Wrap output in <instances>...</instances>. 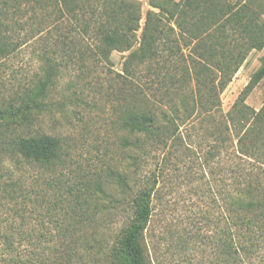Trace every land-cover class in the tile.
Wrapping results in <instances>:
<instances>
[{
	"label": "trees",
	"instance_id": "1",
	"mask_svg": "<svg viewBox=\"0 0 264 264\" xmlns=\"http://www.w3.org/2000/svg\"><path fill=\"white\" fill-rule=\"evenodd\" d=\"M148 1L150 9L142 25L138 0H36V4L41 3L42 9L51 7L56 24L53 30L65 29L57 35L56 45L72 63L80 64L81 72L88 68L87 61L107 64L113 51L126 52L112 87L114 115L119 128L127 133L122 143L139 152L147 145L166 146L168 140L176 143L180 127L196 122L203 130L215 132L221 142H228L230 161L221 169L222 179L227 181L222 189V223L212 238L213 264H264V102L257 110L244 102L264 76V55L226 113H222L219 99L248 53L264 46V17L260 15H264V2ZM43 26L40 23L35 33L45 30ZM4 29L0 20V57L13 51ZM43 50L45 72L23 94L22 108H0V124L12 120L24 126L45 107L44 98L60 69L52 51ZM144 71L152 72L153 78L146 74L148 79L143 80ZM1 141L3 149L10 151H0L7 155L0 161V215L2 207L6 214L0 216V264L80 261L75 237L43 234L39 227L34 230L28 224V213L44 208L57 219L66 213L61 204H74L75 199L67 193L58 194L59 189L51 193L41 188L32 194L15 172L22 163L56 171L62 162L60 140L42 132L4 135ZM217 147L207 151L205 163L217 158ZM108 175L121 188L127 186V176L121 172L110 169ZM44 181L48 185L47 179ZM152 192L153 185L135 191L128 223L106 254L108 264H147L144 230L152 210ZM75 196L77 200L80 194Z\"/></svg>",
	"mask_w": 264,
	"mask_h": 264
},
{
	"label": "rangeland",
	"instance_id": "2",
	"mask_svg": "<svg viewBox=\"0 0 264 264\" xmlns=\"http://www.w3.org/2000/svg\"><path fill=\"white\" fill-rule=\"evenodd\" d=\"M138 1L142 25L150 6L148 0ZM50 9H42L36 0H0V20L13 49L0 57V108H22L23 94L45 72L41 56L46 47L55 55L56 68L60 69L44 98L46 105L41 113L35 114L24 126L12 120L8 125L0 124V151H10L3 149L1 138L4 135L15 137L45 132L60 140L62 162L56 171L22 163L15 172L32 194L41 188L51 193L59 189L58 194L67 193L76 202L61 204L67 214L63 212L57 219L44 208L28 213V224L34 226V230L39 227L43 234L75 237L82 257L74 264H108L106 254L128 223L135 191L144 185H153L152 210L144 230L147 264H213L212 238L222 223V189L227 181L222 179L221 169L230 161L228 142H221L215 132L203 130L196 122L180 127L176 143L168 140L166 146L147 145L139 152L122 143L127 133L119 128L114 115L112 87L116 86L115 73L120 71L126 52L113 51L107 64L86 60L89 66L81 72L80 64L72 63L56 45L57 35L65 33V29L61 26L57 32L53 30L55 16ZM40 23L45 30L35 33ZM139 33L140 29L136 34ZM84 41L87 42L83 40L82 45ZM136 46L137 43L133 48ZM263 55L264 46L260 51L251 50L221 91L222 113L230 109L247 85ZM144 72L143 80L148 79L146 74L153 78L152 72ZM244 102L256 110L262 105L264 76ZM214 145H218L219 155L205 163L204 156L207 151H213ZM3 156L7 155L0 152V161ZM110 169L127 176L126 187L114 183L108 175ZM1 176L0 169V180ZM80 188L88 190L81 192ZM76 194H80L77 200ZM0 216H6L3 207Z\"/></svg>",
	"mask_w": 264,
	"mask_h": 264
}]
</instances>
